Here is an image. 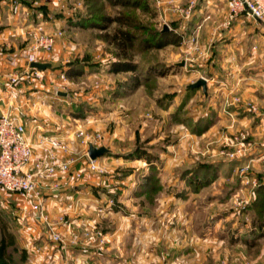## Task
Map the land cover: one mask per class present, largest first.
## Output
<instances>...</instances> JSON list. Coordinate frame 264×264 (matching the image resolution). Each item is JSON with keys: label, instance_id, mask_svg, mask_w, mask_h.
<instances>
[{"label": "rangeland", "instance_id": "rangeland-1", "mask_svg": "<svg viewBox=\"0 0 264 264\" xmlns=\"http://www.w3.org/2000/svg\"><path fill=\"white\" fill-rule=\"evenodd\" d=\"M117 1L26 0L35 8L22 10L27 23L35 16V24L47 23L57 34L54 47L42 53L53 55L49 98L70 121V138H65L70 149L84 153L82 159L89 157L90 145L77 138L82 131L99 134L98 147L110 150L97 159L99 170L84 176L106 180L97 187L106 202L96 209V224L74 235L72 244L83 253L90 247L102 251L97 261L120 264H264V43L259 45L253 34L246 38L242 56L231 58L222 51L217 57L214 43L207 40L211 37L199 45L197 35L176 32L193 8L190 0H178L180 6L170 0ZM177 7L187 9L183 13ZM82 15L126 22L136 38V73L109 72L121 59L105 35L119 24L106 30L69 25ZM165 25L182 42L146 48L149 35ZM30 30L15 42L18 49L31 46ZM72 67L82 75L68 77ZM11 74L22 73L4 76L10 97L22 82L36 88L44 79L25 81L23 76L9 88ZM134 75L141 82L136 88L130 84ZM200 78L208 80L206 93L202 87L191 88ZM12 105L3 114L21 118ZM76 161L83 162L78 157L72 167ZM24 205L17 195L0 189V215L15 238L31 239L30 228L40 224L47 243L65 247L69 233L58 228L65 220H51L62 238L55 241L30 205L26 210Z\"/></svg>", "mask_w": 264, "mask_h": 264}, {"label": "crops", "instance_id": "crops-1", "mask_svg": "<svg viewBox=\"0 0 264 264\" xmlns=\"http://www.w3.org/2000/svg\"><path fill=\"white\" fill-rule=\"evenodd\" d=\"M170 1L176 3L178 0ZM25 2L26 0H0V116L13 104L15 111L21 114L28 134L34 142L33 159L35 160L45 158L39 145L41 136L47 134L69 139L70 134L67 130V123L70 121L65 119L67 116L57 107V103L49 98L51 97V83L54 81L52 75L54 67L51 63L53 55L51 52L41 53L39 57L42 63L52 64V69L42 71L44 82H42L43 80L37 82L36 85L38 84V86L35 88L34 85L27 83L30 81L25 78L24 80L27 81L22 82L18 88L14 89L11 97L6 90L4 76L12 72L23 73L27 68L25 56L28 49H18L15 42L21 40L22 37L24 38L26 28L27 30L28 27L31 29L37 22L35 16L33 17L34 22L32 21L31 24L23 19L22 10L25 7L29 8L30 11L32 10V12L35 8L33 5L27 6ZM16 3H19L21 7L18 14L14 13ZM190 3L193 8H189V13L192 12V14L189 16L190 14L187 13L188 17L184 16L186 14L183 15L184 20H187V22L183 21L182 24H177L176 32L180 30L189 37L194 36V34L197 35L199 45L205 43V36L211 37L207 40H212L211 42L214 43L215 56L221 57L220 52L222 51L227 53L224 54L225 56L231 58L242 56L245 52L246 38L252 37L253 34V38L259 45L264 43V21L254 19L256 23H249L247 21L248 17L241 15L227 23L228 6L224 0H190ZM177 6H180L178 2ZM179 9L184 13L187 8L180 7ZM179 9H177L178 12H180ZM31 15L33 16L32 13ZM23 22H26V25ZM53 22L58 24L60 20L57 17ZM52 23L50 21V27ZM46 95L49 99L45 97ZM30 99L34 102L35 107L31 106L33 104L30 103ZM36 108H40V113L36 112ZM261 121H264V119ZM260 126L256 128L258 129ZM78 151L79 154H77ZM83 155L84 153L72 146L68 153L60 156L63 159L73 161L79 157L83 162L76 161L73 166L75 169H79L85 167L88 162V157L82 159ZM104 183H106V180L100 179V177L89 176L86 180L76 183L65 191H54L50 190L49 187L44 189V202L50 221L58 223L59 218L65 220L61 224V228L59 225L58 228L60 231L63 230L67 234L69 233V235L66 234L68 243L65 244V247L57 246L51 242L47 243L44 239L47 238V235L43 236L40 232L42 225H33L30 228L33 235L31 239H29L30 236H27L26 240L25 238L24 240L17 238L19 246L25 249L29 256L26 264H120L119 261H97L101 260L99 258H101L102 251L97 250L95 252L92 250L93 247H90L83 253L82 247L76 245L75 247L71 241L75 239L77 234H81L85 228L96 224L99 217L96 209L101 202H106L104 196L98 193L97 187Z\"/></svg>", "mask_w": 264, "mask_h": 264}, {"label": "built area", "instance_id": "built-area-1", "mask_svg": "<svg viewBox=\"0 0 264 264\" xmlns=\"http://www.w3.org/2000/svg\"><path fill=\"white\" fill-rule=\"evenodd\" d=\"M61 1V0H58ZM228 6L227 23L241 15L253 19H264V0H226ZM20 4L14 6V13L20 11ZM47 23H37L31 27V46L25 60L27 68L22 74H11L8 87L17 85L23 76L32 80H40L42 71L31 68V63L39 62L42 52L50 51L57 34L51 33ZM21 75V76H20ZM66 79L65 75H61ZM77 138L86 145L98 147L102 137L99 134L77 133ZM39 145L45 158L33 159L34 142L29 136L26 125L15 114L0 116V189L13 193L34 210L36 217L42 219L53 233L55 241H62L61 236L54 232L44 200V189L49 187L54 191H65L84 179L85 174L99 170L97 159L88 157L84 169L74 170L72 160L61 158V154L69 152V144L64 137L43 135ZM264 146V145H263ZM87 155V154H86ZM264 162V154L261 156ZM250 165H247V169Z\"/></svg>", "mask_w": 264, "mask_h": 264}, {"label": "trees", "instance_id": "trees-1", "mask_svg": "<svg viewBox=\"0 0 264 264\" xmlns=\"http://www.w3.org/2000/svg\"><path fill=\"white\" fill-rule=\"evenodd\" d=\"M119 4H127L124 0H118ZM140 3L136 6L139 7ZM69 25L74 27H88V28H101L107 29L113 23L119 24L112 33H107L105 38L110 44L116 46L119 53L117 57L120 61L112 63L110 73H121V72H137V63L134 61V54L132 52L134 43L136 41L132 31L125 27L126 22L120 17H93L92 15H82L79 19L74 21H68ZM182 42V37L172 34V31H161L152 32L151 35L146 39V48L160 49L168 45L178 46ZM76 70V69H75ZM74 67L66 71L67 76L70 78L78 77L82 75V71H75ZM130 83L132 88H136L140 85V79L137 75H134ZM15 255L19 257L16 258ZM27 260V251L19 247L18 241L14 234L9 230L7 221L0 215V264H19Z\"/></svg>", "mask_w": 264, "mask_h": 264}, {"label": "water", "instance_id": "water-1", "mask_svg": "<svg viewBox=\"0 0 264 264\" xmlns=\"http://www.w3.org/2000/svg\"><path fill=\"white\" fill-rule=\"evenodd\" d=\"M163 31H169V28L167 27V25L164 26V30ZM180 65L184 66V63H181ZM31 68L37 69L39 71H45L47 69H52V64H50V63H41V62H33V63H31ZM207 83H208L207 79L200 78L196 83L191 85V88L194 89V88L202 87L204 92L206 93L207 92V88H208ZM109 152H110V150L107 147H105V146L95 147L93 145H90L89 149H88L89 158L92 159V160H96L99 157H102V156H104L106 154H109ZM41 223H43V222L41 221Z\"/></svg>", "mask_w": 264, "mask_h": 264}]
</instances>
